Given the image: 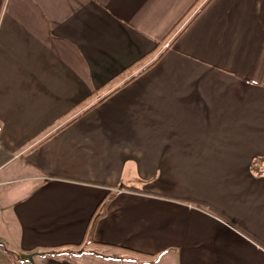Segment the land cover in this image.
<instances>
[{
    "label": "crops",
    "instance_id": "1",
    "mask_svg": "<svg viewBox=\"0 0 264 264\" xmlns=\"http://www.w3.org/2000/svg\"><path fill=\"white\" fill-rule=\"evenodd\" d=\"M0 245L264 264V0H0Z\"/></svg>",
    "mask_w": 264,
    "mask_h": 264
},
{
    "label": "rangeland",
    "instance_id": "2",
    "mask_svg": "<svg viewBox=\"0 0 264 264\" xmlns=\"http://www.w3.org/2000/svg\"><path fill=\"white\" fill-rule=\"evenodd\" d=\"M7 245H0V253H2V255L0 256V261H3L1 264H38V262L41 259L38 260H30L29 258H24V261L18 262L19 257L16 253H13L11 251H8L7 249ZM74 256V261H78L77 257L75 255ZM1 258H3L4 260H1ZM140 258V257H139ZM46 261V260H45ZM103 263L106 264H175L173 260H169L167 257H160L159 259H144V258H123L120 260H116V259H111V258H107L104 260ZM42 264H46V263H42ZM82 264H87L86 262H82Z\"/></svg>",
    "mask_w": 264,
    "mask_h": 264
},
{
    "label": "water",
    "instance_id": "3",
    "mask_svg": "<svg viewBox=\"0 0 264 264\" xmlns=\"http://www.w3.org/2000/svg\"><path fill=\"white\" fill-rule=\"evenodd\" d=\"M34 252L31 253H20L21 257H25V258H29L30 260H32V256H33Z\"/></svg>",
    "mask_w": 264,
    "mask_h": 264
},
{
    "label": "trees",
    "instance_id": "4",
    "mask_svg": "<svg viewBox=\"0 0 264 264\" xmlns=\"http://www.w3.org/2000/svg\"><path fill=\"white\" fill-rule=\"evenodd\" d=\"M158 56V55H157ZM156 59V58H155ZM131 78V77H130Z\"/></svg>",
    "mask_w": 264,
    "mask_h": 264
}]
</instances>
